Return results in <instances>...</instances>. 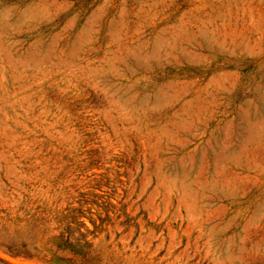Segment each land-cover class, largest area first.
<instances>
[{"label": "rangeland", "instance_id": "obj_1", "mask_svg": "<svg viewBox=\"0 0 264 264\" xmlns=\"http://www.w3.org/2000/svg\"><path fill=\"white\" fill-rule=\"evenodd\" d=\"M0 264H264V0H0Z\"/></svg>", "mask_w": 264, "mask_h": 264}]
</instances>
